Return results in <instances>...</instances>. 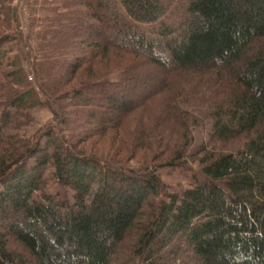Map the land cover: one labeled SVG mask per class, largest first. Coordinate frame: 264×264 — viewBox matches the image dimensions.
Returning a JSON list of instances; mask_svg holds the SVG:
<instances>
[{
    "label": "trees",
    "instance_id": "obj_1",
    "mask_svg": "<svg viewBox=\"0 0 264 264\" xmlns=\"http://www.w3.org/2000/svg\"><path fill=\"white\" fill-rule=\"evenodd\" d=\"M13 1L0 0V264H264V0H28L36 86ZM179 78L217 85L212 137L232 146L196 171ZM39 107L52 121L28 136ZM50 167L73 202L35 201ZM168 168L189 185L168 186Z\"/></svg>",
    "mask_w": 264,
    "mask_h": 264
},
{
    "label": "rangeland",
    "instance_id": "obj_2",
    "mask_svg": "<svg viewBox=\"0 0 264 264\" xmlns=\"http://www.w3.org/2000/svg\"><path fill=\"white\" fill-rule=\"evenodd\" d=\"M28 0H14L13 5L17 8V24L20 28V32L22 33L19 38V42L17 44L16 50H19L20 55L23 57L24 65L26 68V72L29 77V81L33 86L38 85L37 80H35L33 76V70L31 67V60L28 51V44H33L34 41L32 39H28L29 36V14L26 7ZM30 3V2H29ZM119 12L124 13L123 9L119 7ZM132 26L137 28L139 25L135 22H132ZM144 28H149L148 26H143ZM179 86L184 87L185 91H183V101L182 109L188 112L191 118L190 124H192V132L194 136L193 146L190 150V155L193 158H189L188 162L190 163V167L193 171L199 169V161L201 157H203V152L209 153H221L223 151H229L232 149L231 144L225 143H217L212 137V125L211 120L208 116V110L210 108V104L212 100L215 101L216 93V84L205 83L201 86L198 84H188L185 79L179 78L178 81ZM198 90H195L197 89ZM165 103L164 99L158 100L157 103H154V109L160 110L162 109V105ZM1 115V108H0ZM32 115L34 118L33 123L28 127L24 128L26 134L28 136H36L39 137L44 133L45 128L52 121V114L45 108L39 107L32 111ZM132 168H136L138 166L137 162H131L128 164ZM191 170H173V169H165L161 171L163 180L170 186L173 190H177L182 187H187L189 185ZM46 184L45 186L38 190L34 194V199L36 202H45L44 197H50L53 200L58 202H63L65 200H69L71 202L74 201V191L70 188L61 186L56 179L53 177V169L50 167L45 173Z\"/></svg>",
    "mask_w": 264,
    "mask_h": 264
}]
</instances>
